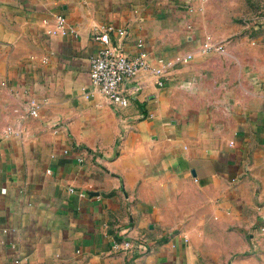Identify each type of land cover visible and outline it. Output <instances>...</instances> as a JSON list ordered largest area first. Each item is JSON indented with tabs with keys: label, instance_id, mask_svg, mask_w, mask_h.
<instances>
[{
	"label": "crops",
	"instance_id": "1",
	"mask_svg": "<svg viewBox=\"0 0 264 264\" xmlns=\"http://www.w3.org/2000/svg\"><path fill=\"white\" fill-rule=\"evenodd\" d=\"M231 2L0 0V264H264V40ZM58 13L77 35L49 33ZM109 25L154 65L193 58L115 107L90 79ZM140 235L146 250L115 247Z\"/></svg>",
	"mask_w": 264,
	"mask_h": 264
},
{
	"label": "built area",
	"instance_id": "2",
	"mask_svg": "<svg viewBox=\"0 0 264 264\" xmlns=\"http://www.w3.org/2000/svg\"><path fill=\"white\" fill-rule=\"evenodd\" d=\"M193 12L194 8L190 7ZM56 25L49 30L54 35H77L75 28L68 24L67 18L62 13L56 15ZM193 25L189 24L188 29L192 30ZM115 31L112 26L104 27L101 31L94 34V39L101 43L99 51L90 59V79L93 84L115 107L125 108L130 106L131 101L136 94L143 89V85L139 82V78L145 72L152 73L156 78L159 86L165 85L168 69L177 63H186L193 58V53H187L181 56L176 62L166 60L159 56L156 58L157 65L151 60L149 51L145 48L143 39L136 42V54H129L124 47V43L118 38L113 40L111 32ZM126 31L118 30V34L123 36ZM189 38H192L189 36ZM200 50L203 53L216 52L220 54L226 53V45L224 42L215 39L212 35L206 34L201 41ZM2 86H7L6 81L1 82ZM40 104L34 97L27 99L24 110L29 116L37 117L39 115ZM19 108H14V112H19ZM5 137L19 134V130L14 124H8L2 133ZM233 143V142H231ZM77 149H85L81 145L76 146ZM68 153V150H65ZM95 153V152H94ZM71 192H75V188H70ZM81 196H85L84 192H80ZM264 230V227L262 228ZM14 229H4L9 232ZM148 239L145 235L138 237L126 238L115 243V247L125 252L133 254L146 250ZM15 264H28L25 258L17 257Z\"/></svg>",
	"mask_w": 264,
	"mask_h": 264
},
{
	"label": "rangeland",
	"instance_id": "3",
	"mask_svg": "<svg viewBox=\"0 0 264 264\" xmlns=\"http://www.w3.org/2000/svg\"><path fill=\"white\" fill-rule=\"evenodd\" d=\"M231 5L237 13L235 26L249 32L254 41L258 36L264 40V0H232Z\"/></svg>",
	"mask_w": 264,
	"mask_h": 264
},
{
	"label": "water",
	"instance_id": "4",
	"mask_svg": "<svg viewBox=\"0 0 264 264\" xmlns=\"http://www.w3.org/2000/svg\"><path fill=\"white\" fill-rule=\"evenodd\" d=\"M193 172H195V171H193Z\"/></svg>",
	"mask_w": 264,
	"mask_h": 264
}]
</instances>
